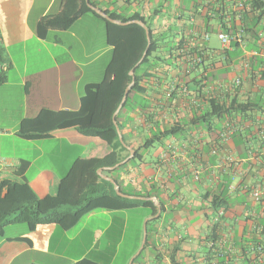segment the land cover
Here are the masks:
<instances>
[{"label":"crops","instance_id":"1","mask_svg":"<svg viewBox=\"0 0 264 264\" xmlns=\"http://www.w3.org/2000/svg\"><path fill=\"white\" fill-rule=\"evenodd\" d=\"M67 1L0 0V73L5 77L0 84V184H28L39 198L57 195L62 179L77 160L103 158L112 151L108 144L73 128L40 140H26L18 134L21 122L35 118L43 109L79 110L86 86L104 79L112 59L106 25L93 15L80 17L69 30H50L45 38L37 34L41 20L60 16ZM94 2L103 11L139 14L151 26L156 40L166 39L141 70L146 93L132 95L131 104L120 116L124 147L140 151L139 158L115 176L125 187L131 183L137 192L151 193L163 204L158 220L150 207L134 209L143 210L128 260L141 247L144 220L153 218L147 248L135 264H173L170 257L175 251L179 264H204L201 252L214 218L204 195L227 176L233 203L223 223L221 247L232 259L241 261L235 243H240L245 225L249 226L245 216L264 225V203L256 204L251 195L253 186L264 188V173L253 166L264 160V134L259 133L264 127L263 65L259 64L264 61V17L258 19L260 13L251 11V0ZM221 31L239 37L241 42L222 47V51L212 49L210 34ZM171 40L182 41L184 51L180 53L202 52L203 63L181 59L173 63L167 45ZM257 51L262 55L252 57ZM236 79L242 80V86L231 89ZM209 97L224 102H259L262 112H253L248 119L202 120ZM173 126L179 128L177 135L148 150L142 148L155 134ZM150 149L155 150L153 155ZM128 211L94 212L70 230L51 224L31 232L25 224L9 225L0 239V264H77L84 259L112 264L123 242ZM102 217L105 223L95 225L93 241H89L88 223ZM102 239L103 250L92 256V244Z\"/></svg>","mask_w":264,"mask_h":264},{"label":"trees","instance_id":"2","mask_svg":"<svg viewBox=\"0 0 264 264\" xmlns=\"http://www.w3.org/2000/svg\"><path fill=\"white\" fill-rule=\"evenodd\" d=\"M90 2L95 7H99L94 0H90ZM250 9L252 12L260 13L258 19L264 17V3L261 0H251ZM245 10L247 12V9ZM104 12L112 19L124 23L131 21L144 22L150 33V47L148 48L149 43L146 30L140 25L119 26L110 23L90 10L86 4V0H79V2L68 0L60 16L46 17L41 20L37 28V34L45 38L50 30H69L80 17L93 15L106 25L107 41L113 48L112 59L106 68L104 79L99 83L86 86L79 110L54 111L43 109L35 118L24 119L21 122L18 134L26 140H40L51 137L56 131L73 128L89 139L108 144L112 151L103 158L77 160L66 177L62 179L59 191L55 196L39 198L28 184L10 181L2 182L0 184V239L5 236L6 227L12 224H25L31 232L35 231L40 225L51 224L63 230H70L83 218L94 212L126 211L139 207H150L152 215L155 216L157 214V207L151 200L155 195L137 192L135 188H132L131 183L129 187H125L123 182L115 176V174L125 169L130 162H135L139 158L140 150H136L134 157L123 166L115 170H109V168L116 166L129 157V151L120 142L119 133L113 122L114 114L117 112L124 98L125 91L133 81L129 73L140 62L147 51L145 59L135 71L134 86L120 113L116 116L120 131L123 129V125L120 123V116L123 112L127 111L131 104V96L146 93V88L141 84L140 80L141 70L150 62L151 57L162 48L161 42L166 39L161 38L160 40H156L151 26L139 14L128 16L109 10H104ZM173 41L171 40V42L167 43L169 45L168 53L170 54V60L173 63H176L179 59L185 62L189 61L190 63H203L204 54L202 52L192 53L190 51L189 54L180 53L181 50L184 51L182 41L178 43H174ZM232 44L234 46L239 45L237 41H234ZM263 48L264 44L262 45ZM257 53L259 56L255 58L262 55V51H257ZM157 59L162 60L159 56H157ZM198 59H201L200 63ZM259 64L260 66L263 65L260 70V79H264V61L260 60ZM4 80V75L0 73V84ZM205 101L207 109L206 113L201 116L202 120H208L210 117L226 120L227 118H234V116H244L248 119L252 117L253 112H262L260 111L262 109L261 104L250 100L246 102L234 100L232 102H224L218 98L209 97ZM262 113L264 114V112ZM196 115L197 113L194 111L193 116L196 117ZM178 132L179 128L175 126L158 132L155 136L148 139L142 148L148 150L154 144L161 143L163 139L177 135ZM259 133L264 134V127L259 129ZM247 151L248 148H246ZM253 166H256L257 172L264 173L263 159L257 160ZM99 170H103L101 175L98 173ZM103 175L106 178L114 180L122 193L144 198V200H130L118 196L114 185L104 179ZM241 185H238L237 190L241 188ZM230 186L231 181L225 176L217 181L214 188L208 190L204 195L206 205L214 216L205 235L204 242L207 244L201 252L204 256V264H239V262L243 264H264V225L263 221L254 220L253 217L245 216L244 221L249 226L245 225L240 243H235L236 249L241 252L242 256L239 258L241 261L232 259L229 254L224 252V248L221 247L222 240L225 237L223 223L227 221V215L232 210L231 204L233 202L229 194ZM242 189L245 190L247 188L243 187ZM263 203L264 198L256 204L263 205ZM160 205L163 209L161 201ZM152 222H149L147 225L145 247L133 264L139 261L147 248L150 232L149 226ZM175 255L176 251L170 257L171 262L179 264L175 260ZM77 264L99 263L90 259H84Z\"/></svg>","mask_w":264,"mask_h":264},{"label":"water","instance_id":"3","mask_svg":"<svg viewBox=\"0 0 264 264\" xmlns=\"http://www.w3.org/2000/svg\"><path fill=\"white\" fill-rule=\"evenodd\" d=\"M86 4L88 6V8L90 10H92L94 13H96L97 15H99L100 17L104 18L105 20L109 21L110 23H113V24H116V25H119V26H128L130 24H138L140 25L141 27H143L145 30H146V33H147V39H148V48L150 47V42H151V38H150V33H149V30L146 26V24L142 21H131V22H121V21H118V20H115V19H112L108 14H106L103 10H101L100 8H97L95 7L94 5H92V3L90 2V0H86ZM147 55V51L144 53L142 59L140 60V62L130 71L129 75L132 77L133 81L132 83L128 86V88L126 89L125 91V95H124V98L117 110V112L114 114V117H113V122H114V125L115 127L117 128V131L119 133V139H120V142L125 146L124 144V141H123V138H122V135L120 134V130H119V127H118V124H117V121H116V116L117 114L119 113V111L121 110V108L124 106L127 98H128V95L132 89V87L134 86V83H135V71L137 69V67L143 62V60L145 59ZM126 147V146H125ZM130 151V156L128 158H126L124 161L118 163L116 166L112 167V168H109L110 170H115L117 169L118 167H121L123 166L125 163H127L131 158L134 157L135 155V151L134 150H131L129 149ZM103 170H99V174L101 175ZM104 179L108 180L109 182H111L113 185H114V188H115V191H116V194L122 198H125V199H130V200H136V199H140V200H144V198H138V197H135V196H130V195H126L124 193L121 192L120 190V187L117 185V183L110 179V178H106L103 176ZM154 204L156 205L157 207V214L154 216V219L158 218L160 216V213H161V206H160V203L158 202L157 199L155 198H152L151 199ZM153 219V218H150V219H147L145 222H144V226H143V240H142V244H141V247L140 249L138 250V252L136 253L135 256H133L129 262V264H133L134 261L136 260V258L140 255V253L142 252V250L144 249L145 247V244H146V241H147V225L149 223V221Z\"/></svg>","mask_w":264,"mask_h":264},{"label":"rangeland","instance_id":"4","mask_svg":"<svg viewBox=\"0 0 264 264\" xmlns=\"http://www.w3.org/2000/svg\"><path fill=\"white\" fill-rule=\"evenodd\" d=\"M211 47L212 49L216 50V51H222V46L220 41L217 38V34L216 33H211ZM220 59H218V62H220ZM151 152V154L153 155L155 153L154 149H150L149 150ZM102 174V173H101ZM104 176V175H103ZM143 209L139 210H134L132 209L131 211L129 210L128 212V218H127V226L124 232V238H123V242L122 244L118 247L117 250V254L115 259L113 260L112 264H129L131 258L133 256H135V254L130 258V260H128L129 258V253L130 250L132 249V246L134 244V241L136 239V226L139 220V213L142 212ZM103 219L99 222L97 221H91L90 223H88L87 225V234L86 237H88L89 241H93V230L95 225H99L100 227L103 226V224L105 223V218L102 217ZM140 221V220H139ZM146 220H144L145 222ZM138 230V229H137ZM105 246V239L100 240V242L98 244H92V256L98 251V250H103ZM137 253V252H136Z\"/></svg>","mask_w":264,"mask_h":264},{"label":"built area","instance_id":"5","mask_svg":"<svg viewBox=\"0 0 264 264\" xmlns=\"http://www.w3.org/2000/svg\"><path fill=\"white\" fill-rule=\"evenodd\" d=\"M217 38L220 41L221 46L223 48L231 47V45H232V43L234 41H237L238 43L241 42L239 37L233 36L232 34H229V33H226V32H222V31L217 34ZM205 39L209 40V36L206 35ZM251 56L252 57H257V56H259V54L257 52H254V53H251ZM198 62L200 63L201 59H198ZM246 67H248V64H246ZM241 86H242V80L241 79H236L230 85L231 89H238ZM216 153H217V151L213 150V154L215 155ZM227 160L229 162H231V163L233 162V159H231V158H227ZM195 180L196 181L199 180L198 175H196ZM263 191H264V188L262 186H260V185H256V186H254L252 188L251 195H252V199L254 200V202L258 203V202H260L263 199Z\"/></svg>","mask_w":264,"mask_h":264}]
</instances>
